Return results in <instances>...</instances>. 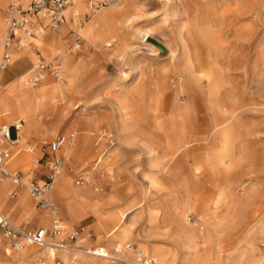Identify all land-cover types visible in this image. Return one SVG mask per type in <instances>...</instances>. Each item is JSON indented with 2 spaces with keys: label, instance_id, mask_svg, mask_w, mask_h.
Instances as JSON below:
<instances>
[{
  "label": "rangeland",
  "instance_id": "obj_1",
  "mask_svg": "<svg viewBox=\"0 0 264 264\" xmlns=\"http://www.w3.org/2000/svg\"><path fill=\"white\" fill-rule=\"evenodd\" d=\"M11 1L0 0L4 31ZM66 16L61 34L42 25L34 42L46 61L61 62L66 79L53 114L32 134L24 130L23 143L0 136V145L29 154L28 171L10 165L37 181L39 157L46 163L52 155L49 141L75 134L51 194L64 218L54 240L65 238V261L119 264L77 248L127 258L143 250L162 264H264V0H120L99 8L70 0ZM148 28L154 36L143 44ZM33 50L18 52L0 74V127L19 117L9 91L21 80L38 90L60 84L50 72L30 84ZM82 176L89 184L77 183ZM8 207L21 209L15 221L39 225L31 223L39 212L25 187L13 203L1 190L0 208L11 214ZM31 249L26 264L38 256L39 246ZM4 251L17 258L20 249Z\"/></svg>",
  "mask_w": 264,
  "mask_h": 264
},
{
  "label": "built area",
  "instance_id": "obj_2",
  "mask_svg": "<svg viewBox=\"0 0 264 264\" xmlns=\"http://www.w3.org/2000/svg\"><path fill=\"white\" fill-rule=\"evenodd\" d=\"M116 0H88L89 6L99 8L103 5ZM70 0H30L26 5L20 1H11L9 8L13 14L8 19L7 32L4 40V49L0 58V71L9 68L16 59V52L24 46L33 44L32 37L37 35L39 26L51 28L53 31H59L62 24L66 21V8ZM39 56L35 73L32 76L31 83L37 84L44 77V72L48 71L57 77L61 76V62L46 61L45 57L36 44H33ZM20 129V123L14 122L12 125L4 123L0 127V136L6 138L10 142H15L16 138L12 135V128ZM68 138L59 133L49 142L50 150L56 152L60 149ZM12 156V151L7 145H0V180L10 178L18 186H26L29 193L37 200L40 208L50 207L52 214V223L50 225H39L37 227H29L26 223H16L13 218L0 209V239L7 237L10 239V245L19 248L25 243H34L41 246L51 243V239L64 229V220L54 205L53 200L47 194L52 188L56 177V173L63 166L66 156L62 154L56 157L52 164L47 177L42 182L32 180L28 183L24 179V172L21 169H11L8 167V160ZM79 185H85L90 182V177L82 176L77 180ZM11 195H16L15 189L10 190ZM85 226L75 228L71 237L74 238L80 231H84ZM54 245V244H53ZM55 245L65 246V238L61 237ZM55 264H63L58 257H53ZM115 261L119 264L138 263V264H157L153 255L139 251L135 256L127 258L124 256L115 257ZM38 261L45 264L47 259L40 256ZM72 264V263H67Z\"/></svg>",
  "mask_w": 264,
  "mask_h": 264
},
{
  "label": "bare ground",
  "instance_id": "obj_3",
  "mask_svg": "<svg viewBox=\"0 0 264 264\" xmlns=\"http://www.w3.org/2000/svg\"><path fill=\"white\" fill-rule=\"evenodd\" d=\"M112 2H117V3H120V0H116V1H111L110 3ZM9 19V18H8ZM8 19H7V26H8ZM63 25V24H62ZM6 26V27H7ZM62 28V26H61ZM61 28L59 31H57V33H60L61 34ZM148 32L145 33L143 36H141V42L143 44H147L150 40V35L152 34L154 36V33L148 28L147 29ZM155 32H157L158 34V31L160 32H163V28L162 26L160 25H156L155 27ZM6 28H5V31H4V23L3 24H0V57L2 55V51L4 49V40H5V36H6ZM43 32H45L44 28L42 26H39L38 30H37V35L32 37L31 40L33 41V44H35L34 42L36 43H39V39L42 38L43 36ZM56 32V31H55ZM64 32V31H63ZM66 32V31H65ZM144 33V32H143ZM150 33V34H149ZM47 35V33H44ZM137 34V33H136ZM136 34H133L134 37H136ZM160 36V35H159ZM50 38V37H49ZM58 36L55 35L53 36V40L56 41L55 39H57ZM52 40V41H53ZM41 43V42H40ZM39 43V44H40ZM33 44H28L27 46H24L23 48H21L18 52L22 53L21 51H25L26 50L28 51H32L34 49V45ZM145 46V45H143ZM151 47V46H150ZM141 49V48H140ZM139 49V50H140ZM153 49V47L151 48ZM136 49H131L129 52H128V56L133 53ZM34 51V50H33ZM18 52H16V58H19L20 55L18 54ZM35 53V56L37 58V62L34 64V65H37L38 63V55L37 53L34 51ZM135 53V52H134ZM23 54V53H22ZM127 57V56H126ZM31 59L34 60V57L31 55L30 57ZM137 58V57H136ZM21 61V60H20ZM127 61V60H126ZM129 62V61H128ZM34 65H33V68L28 72L26 73V76L28 74H32L33 72V69H34ZM48 71H45L44 72V77L43 79L35 86H38L39 84H41L44 80H45V77H46V73ZM3 73V72H0V74ZM25 78V77H24ZM60 84L59 85H54V86H51V87H46V88H43L41 90H38V89H34L32 88L31 86H29L28 83H26V81L23 79L19 82L18 86L16 87H12L11 90L9 91V95H13L15 96L16 98V101H15V106H14V112L17 113L19 115V117H17V121L16 122H19L20 123V130H19V138L17 140V143L20 142V143H23L26 138L23 137L22 133L24 130H26L27 132V135L28 136L29 134H32L33 131H34V124L36 122H38L39 119H42L44 117L45 114H53V112L49 111V108L51 109V106L53 105V102L56 100L57 96L58 95H62V92L60 91V88L62 86H64L63 84L66 82V79L63 75V72L61 70V76L60 77H57ZM30 84L33 86V84L31 83V80H30ZM62 89V88H61ZM64 90V89H63ZM20 95V96H19ZM26 121H28L29 123L26 124ZM67 138H68V141L65 142V144L57 150V152L55 153V155H60L61 153H63V150L65 149L66 150V146H69L68 144H72L75 140V134L74 133H63ZM2 139V138H1ZM6 139V138H4ZM3 139L4 143L8 140L6 139V141ZM1 141V140H0ZM10 142V141H9ZM15 143V144H17ZM11 145H15V144H12L10 143ZM31 150L30 147H27V150ZM28 150V151H29ZM71 152V151H70ZM149 152H151V150H149ZM64 155L66 156V154L64 153ZM13 160V164L18 166L19 165H22V167L24 168V170L28 171L29 170V162H30V156L29 154H23V153H20V152H14L12 153V156L10 157V159L8 160L9 163H11V161ZM66 160H67V156H66ZM62 168L61 167L58 172L56 173V177H55V180H54V183H53V188L47 193L49 196H51L53 190H54V187H55V184L57 182V179L59 177V175L61 174V171H62ZM24 179L30 183L32 181V179H26L25 176H24ZM151 179V177L149 178ZM8 179H3V180H0V188L3 186V185H8L7 183ZM10 181V180H9ZM43 180H41L40 182H42ZM152 181V180H150ZM11 182V181H10ZM27 190V192L29 193L28 189L26 186H24ZM1 192V191H0ZM59 193L61 194V196H67V190L64 186H62L61 188H59ZM30 194V193H29ZM31 195V194H30ZM28 199H26V197H23L21 198V203L23 204V207H24V211L28 209ZM54 202V201H53ZM71 203V202H70ZM55 205V203H54ZM70 208L73 209V206L71 204H69ZM56 207V206H55ZM46 210H50L51 214H53L52 210L50 207H47L45 208ZM216 215H217V212L214 214L213 217H210L208 219V223L210 225V227L212 226H215V219H216ZM51 216L50 214L48 215H44V216H41L40 219H38V222L39 223H42V224H50V219H51ZM14 220V219H13ZM15 221V220H14ZM16 223L20 224L18 221H15ZM23 223V222H21ZM62 233V232H61ZM59 233V234H61ZM57 234L55 237H53L51 239V243H49L48 245H45V246H41V245H37V244H33V243H25L24 245H22L21 247H19L20 249V252H19V256L17 258H9L8 257V254L6 251H4V257L2 259V261H6V260H24L26 261V258H28L30 255H31V251H32V247L33 246H39V249L38 250H35L33 252V255L35 254H39V253H44L46 255H48V257L52 260L53 257H55V255H57L58 252H62L64 253L63 255V259L65 260L68 255V252L66 251V248L67 245L65 246H57L55 245V243L57 241H55L54 239H57L58 235ZM54 244V245H53ZM72 246V245H69V247ZM73 246H76V245H73ZM10 247V246H9ZM11 248V247H10ZM193 248H196V245L193 246ZM71 250V249H69ZM73 250V249H72ZM73 251H77V252H81V253H90V254H93V255H97V256H101V257H105V258H109V259H113L115 257H113L112 255H109L108 254H103V253H100V252H95V251H90L89 249H86V250H82V249H77L76 250H73ZM199 254H197V252L195 253L194 257H199L198 256ZM156 261H157V264H162L161 261H159V257L157 256H154ZM116 260V259H114ZM113 260V261H114ZM116 262V261H115ZM36 263H39V264H42L41 262H38L37 260H35V264ZM71 263H73V261H71ZM117 263V262H116ZM82 264H86V262H83ZM136 264V263H135Z\"/></svg>",
  "mask_w": 264,
  "mask_h": 264
},
{
  "label": "crops",
  "instance_id": "obj_4",
  "mask_svg": "<svg viewBox=\"0 0 264 264\" xmlns=\"http://www.w3.org/2000/svg\"><path fill=\"white\" fill-rule=\"evenodd\" d=\"M1 58V57H0ZM16 60V59H15ZM15 62V61H14ZM13 62V63H14ZM27 62H30V63H33L32 61H27ZM12 63V64H13ZM11 64V65H12ZM34 64V63H33ZM10 65V66H11ZM9 66V67H10ZM8 69V68H7ZM35 69H36V65H34V69H33V72H32V74H31V76H33V74L35 73ZM6 71V69L5 70H1L0 72H5ZM1 77H2V75H0V80H1ZM40 82V81H39ZM38 82V83H39ZM37 83V84H38ZM36 84V85H37ZM14 123V122H13ZM13 123H9L10 125H12ZM11 128H12V135H13V137H15L16 138V141L15 142H9V140H8V142L9 143H12V144H15V143H17V140H18V138H19V130L20 129H15L14 128V126H11ZM13 132H14V134H13ZM50 136L49 135H47V136H45V137H41V138H39L38 137V141H44V139L46 138H49ZM56 137V136H55ZM54 137V138H55ZM4 138V137H3ZM53 138V139H54ZM52 139V140H53ZM51 141V140H50ZM49 141V142H50ZM10 147V146H9ZM10 149H11V151H12V153H13V149L10 147ZM51 152H52V155L48 158V160H47V162L46 163H44V162H40V159H41V157H39V163H40V166L39 167H36V173L34 174V176L32 177V178H34V177H36V182H40V180H45L46 179V177H47V174L49 173V171H50V169H51V164H52V162H53V160L56 158V157H59V156H61L62 154H64V153H61L60 155H55V153L57 152H54V151H52L51 150ZM36 154V156H37V154H39L38 153V151H37V153H35ZM48 161L49 162H51V164H49V171H48ZM65 163H66V158H65V161H64V164H63V166L65 165ZM8 167L9 168H13V169H15V167H12L11 165H10V163L8 162ZM6 179H8V180H10L11 181V183L12 184H10V185H3L2 187H1V189H0V191L1 190H4V191H6V195H7V193H8V201L9 202H12L13 203V201H15L19 196H20V194H21V191L24 189V186H18L17 184H15L10 178H6ZM87 184H89V183H87ZM11 189H15L16 191H17V194L16 195H11L10 194V190ZM31 197H32V199H33V201L35 202V205H36V207H37V209H38V212H39V214L38 213H36V214H33V219H32V221H31V223H39L37 220L38 219H40L41 218V214H42V211L45 209V208H40L38 205H37V200L31 195ZM53 201H55V203L57 204V199L55 198V197H52V196H49ZM3 198H4V200H5V195L3 196ZM56 199V200H55ZM3 212H5V213H7L8 215H10L11 217H18V216H20L21 215V209L20 208H17V209H13V208H10V207H8L7 209H9V211L11 212V214H9V212H7V210H5V209H2V208H0ZM58 210V209H57ZM59 212V214H60V211H58ZM61 215V214H60ZM67 217H69V215L68 214H65ZM27 217V216H26ZM62 217V216H61ZM29 218H30V215H29ZM26 218H23V221L25 220ZM27 219H28V217H27ZM63 220H64V218H63ZM52 223V216H51V219H50V224ZM49 224V225H50ZM39 225H44V224H42V223H39ZM38 225V226H39ZM91 226H94V225H91ZM34 244V243H33ZM38 245V244H37ZM127 245H128V242H127ZM7 246H10L13 250H18L19 248H14V247H12L11 245H10V239L9 238H7V237H3L2 239H0V261H2V259H3V252H4V250H6L7 249ZM123 246H124V243H118L117 244V249L115 248V251L116 252H121V250L123 249ZM45 256L46 257V259H47V263H45V264H51L50 263V261H52L53 262V264H55V259L53 258L52 260L48 257V255H46V254H44V253H39L38 254V256L36 257V260L38 261V258L40 257V256ZM56 257H58V258H60L61 260H62V262H63V264H67L68 262L67 261H65L64 259H63V256L62 255H59V254H57L56 255ZM38 262H40V261H38ZM9 264H26V261H24V260H20V261H16V262H14V263H9ZM43 264V263H42Z\"/></svg>",
  "mask_w": 264,
  "mask_h": 264
},
{
  "label": "water",
  "instance_id": "obj_5",
  "mask_svg": "<svg viewBox=\"0 0 264 264\" xmlns=\"http://www.w3.org/2000/svg\"><path fill=\"white\" fill-rule=\"evenodd\" d=\"M160 47H161V48H164V46H163V45H161Z\"/></svg>",
  "mask_w": 264,
  "mask_h": 264
}]
</instances>
